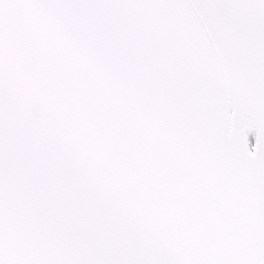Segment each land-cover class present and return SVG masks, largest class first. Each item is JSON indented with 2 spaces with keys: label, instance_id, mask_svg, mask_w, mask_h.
Wrapping results in <instances>:
<instances>
[{
  "label": "snow or ice",
  "instance_id": "snow-or-ice-1",
  "mask_svg": "<svg viewBox=\"0 0 264 264\" xmlns=\"http://www.w3.org/2000/svg\"><path fill=\"white\" fill-rule=\"evenodd\" d=\"M0 264H264V0H0Z\"/></svg>",
  "mask_w": 264,
  "mask_h": 264
}]
</instances>
